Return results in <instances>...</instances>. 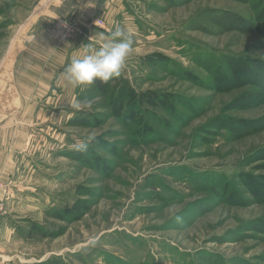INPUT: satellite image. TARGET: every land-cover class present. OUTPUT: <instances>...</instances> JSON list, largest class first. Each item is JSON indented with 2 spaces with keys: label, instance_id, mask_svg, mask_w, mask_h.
Returning <instances> with one entry per match:
<instances>
[{
  "label": "rangeland",
  "instance_id": "1",
  "mask_svg": "<svg viewBox=\"0 0 264 264\" xmlns=\"http://www.w3.org/2000/svg\"><path fill=\"white\" fill-rule=\"evenodd\" d=\"M57 1L0 0V80L34 36L102 47L121 26L133 52L105 91L14 116V142L29 144L0 179V226L15 225L0 252L11 264H264V0ZM57 19L70 38L54 36Z\"/></svg>",
  "mask_w": 264,
  "mask_h": 264
},
{
  "label": "crops",
  "instance_id": "2",
  "mask_svg": "<svg viewBox=\"0 0 264 264\" xmlns=\"http://www.w3.org/2000/svg\"><path fill=\"white\" fill-rule=\"evenodd\" d=\"M59 1V5L64 6V0H58L57 2ZM63 10L60 9V13ZM34 38L38 49L36 47L29 48L27 55L21 60V66L19 65L16 70H12V74L14 75H12L13 79L8 77L6 81L0 80V89H4V93L0 90V95L1 93L4 94L0 96V121H7L4 128L0 127L1 180H7L13 176L18 165L14 161V153L24 150L29 144L19 139L16 143L14 142L16 135H23L19 125L17 127L15 123L16 119L14 116L17 114L19 116L21 114L23 115V107L27 109L26 104H29V110L33 107V111L39 108L38 114L40 116L45 112L49 115V111L53 115L56 108L73 104L77 97L75 93L79 87L74 88L69 85L64 78L63 72L73 57L85 54L82 46L80 44L76 45L77 41L55 45L50 43V41L45 42L35 36ZM39 49L43 52H40ZM29 66H32V69L29 71L30 78L28 80L26 78L27 76L24 73L22 74V72ZM7 75L8 73L6 71V77ZM11 117H13V122H9ZM16 121L20 122L19 120ZM11 223L12 221L7 223L5 220L1 224L0 243H2V238H6L8 235L12 237L14 234L13 227L15 225L13 226ZM10 260V257L0 252V264H11Z\"/></svg>",
  "mask_w": 264,
  "mask_h": 264
},
{
  "label": "clouds",
  "instance_id": "3",
  "mask_svg": "<svg viewBox=\"0 0 264 264\" xmlns=\"http://www.w3.org/2000/svg\"><path fill=\"white\" fill-rule=\"evenodd\" d=\"M133 36L125 28L116 26L110 34V42L102 47H95L89 42L84 48L85 54L73 57L64 69L63 75L72 87H82L92 85L97 80L106 83L113 78L121 76L128 58L133 52ZM92 100H85L87 107L92 106ZM80 103L73 105L79 109ZM94 135H89L86 140L73 145L75 151L87 153ZM177 222L182 218L176 216Z\"/></svg>",
  "mask_w": 264,
  "mask_h": 264
},
{
  "label": "built area",
  "instance_id": "4",
  "mask_svg": "<svg viewBox=\"0 0 264 264\" xmlns=\"http://www.w3.org/2000/svg\"><path fill=\"white\" fill-rule=\"evenodd\" d=\"M53 34L58 40L68 39L72 36V26L64 19H57L56 24L54 25ZM5 213V207L3 201H0V219Z\"/></svg>",
  "mask_w": 264,
  "mask_h": 264
},
{
  "label": "trees",
  "instance_id": "5",
  "mask_svg": "<svg viewBox=\"0 0 264 264\" xmlns=\"http://www.w3.org/2000/svg\"><path fill=\"white\" fill-rule=\"evenodd\" d=\"M108 84H109V81L106 82V83H103V82L97 80V81L95 82V85L97 86V88L101 89L102 91H105V90L107 89Z\"/></svg>",
  "mask_w": 264,
  "mask_h": 264
}]
</instances>
